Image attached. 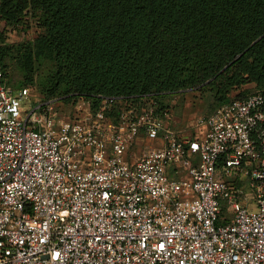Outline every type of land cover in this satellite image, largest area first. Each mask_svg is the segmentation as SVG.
Listing matches in <instances>:
<instances>
[{"label":"built area","instance_id":"built-area-1","mask_svg":"<svg viewBox=\"0 0 264 264\" xmlns=\"http://www.w3.org/2000/svg\"><path fill=\"white\" fill-rule=\"evenodd\" d=\"M39 98L0 59V264H264V93L186 136L155 101L112 121Z\"/></svg>","mask_w":264,"mask_h":264},{"label":"trees","instance_id":"trees-1","mask_svg":"<svg viewBox=\"0 0 264 264\" xmlns=\"http://www.w3.org/2000/svg\"><path fill=\"white\" fill-rule=\"evenodd\" d=\"M25 16L38 34L9 43L0 29V59L9 85L15 66L43 100L83 99L95 113L108 99L116 121L153 101L167 112L163 99L189 88L213 108L249 83L264 93V0H0L6 25Z\"/></svg>","mask_w":264,"mask_h":264},{"label":"rangeland","instance_id":"rangeland-1","mask_svg":"<svg viewBox=\"0 0 264 264\" xmlns=\"http://www.w3.org/2000/svg\"><path fill=\"white\" fill-rule=\"evenodd\" d=\"M27 22L24 27L12 28L10 25H6L4 21L0 20V29L5 31L6 41L9 43H16L26 40H31L39 32V28L30 19L29 16L24 18ZM20 76L15 66L9 69V82L12 88H20L17 85V81ZM32 88L36 90V86ZM253 87L244 85L238 90L231 92V97H238L240 93L245 94L252 90ZM37 94L38 91H36ZM40 100L43 97L39 98ZM163 102L167 105V115L162 118L163 124L166 127L171 128L180 135L199 134L201 131L196 127V120L198 118L206 117L212 113L216 108H213V102L208 92H200L194 88L186 89L175 95L168 96L163 99ZM53 109L57 114L65 117H73L77 115L86 116L90 112L89 104L83 99H78L76 102H63L61 100H53ZM156 144L155 141L147 139L143 134H140L131 146L128 148V155H139L147 145Z\"/></svg>","mask_w":264,"mask_h":264},{"label":"crops","instance_id":"crops-1","mask_svg":"<svg viewBox=\"0 0 264 264\" xmlns=\"http://www.w3.org/2000/svg\"><path fill=\"white\" fill-rule=\"evenodd\" d=\"M246 86H249V87H254V83H249V84H246Z\"/></svg>","mask_w":264,"mask_h":264}]
</instances>
